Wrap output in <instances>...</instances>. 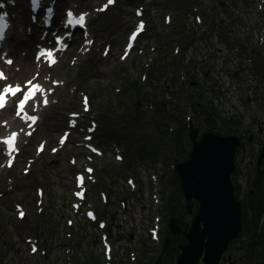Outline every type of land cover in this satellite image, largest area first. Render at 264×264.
I'll return each mask as SVG.
<instances>
[{
	"label": "rangeland",
	"instance_id": "rangeland-1",
	"mask_svg": "<svg viewBox=\"0 0 264 264\" xmlns=\"http://www.w3.org/2000/svg\"><path fill=\"white\" fill-rule=\"evenodd\" d=\"M200 1H204V0H198V2ZM219 1H223V0H219ZM224 1H226V3H229L233 6L236 5L238 7H241V3L244 2L246 4L244 5V7H246V9H249L250 7L254 6L256 0H224ZM57 4L59 5V7L78 5L79 9L87 8L90 10L93 9V7H96L98 5V3H96V0H58ZM135 5H137V3L134 1L120 0L118 6L109 8L103 14L94 13L93 14L94 16L91 18V23L93 26L95 25L96 21L99 22V24L96 25V28H95V34L97 38L102 43L108 42V41L111 42L112 40V50L115 53H120L121 46L123 44L126 32L132 26L134 22V16H133L132 9ZM223 5L224 4L221 2L220 3L217 2L215 7H213V5H211L210 7L212 10H217V12L222 11V10L227 11L226 9L227 7H224ZM176 6H183L182 11H185L188 9V5L185 4L182 0H149L147 10L150 12L147 14V16L149 18H152L153 21H159L158 22L159 27L163 29L164 33L168 34L172 32L173 29L176 30L175 31L176 33H179V31H181L182 33L183 28L187 29L188 25L190 24L189 23L190 18H187L184 13L181 14L180 12L182 11L179 12ZM16 12L17 10L14 11V13ZM165 12H170L172 14L173 20L171 21L169 25L164 24L163 19H162ZM234 12H236V10ZM110 22H111V25H110ZM14 23L15 22H13V25ZM177 25L180 26L178 29H177ZM97 28L99 29L96 30ZM240 34L242 33L240 32ZM149 36H152V35L150 34L146 35V37H149ZM114 38H117V39L114 40ZM179 42L182 44V40H179ZM185 42H186V38H185ZM193 48H194L193 44H191L190 50H192ZM208 49H212V47H208ZM222 59L223 58L221 57L218 59H214L213 62L214 64L216 62V66L212 69L211 71L212 73L206 75L204 78L205 80L203 78L200 79L204 83V89L198 90L196 88L199 86V83L196 80H188L181 87L180 92L174 91V88H172V90L171 89L168 90L167 92L169 93V96L167 97V99L171 97V99H175V102L179 103L181 93L184 92V88H187L190 92L194 93L197 96L198 94H201V97L198 96L196 100H201V98H203V100L211 98L214 100L215 105L218 106V108H220L221 111H223L222 113L224 115L232 116L235 119L238 118V115H229V114H232L234 111H236V109L234 108L235 106H239L237 107V108H240L238 109L239 111L240 110L244 111L246 109H253V112L262 111L263 113L264 108L260 107L259 103L261 102L262 98H264V96L261 97V94L264 95V92L259 91V93L261 94H258V92H254L253 90L254 88L259 89L258 84H256L255 82V85H253L254 80H251V98L253 102L251 103L249 101L250 99H248V101L242 100L243 101L242 102L241 98H239L238 87L241 85L239 81L242 80L244 76H246V73L243 72L242 76L240 77L241 79H238L237 77L240 76V73L236 72L238 76L234 74V72L236 71L234 67L236 65L232 64V68L228 69L222 65ZM95 65H96L95 68H92L91 71H86L85 84L89 87L91 91L93 90L94 87L99 86L97 84H100V83H104L105 85L112 84L114 80L112 78V75L116 71H118V70H114V66L111 64L110 59H108L106 62H95ZM203 66L211 67L203 63L202 65H199L198 68L201 69ZM29 75L30 74H28L27 76ZM207 80H208L207 84L209 86H207L206 84ZM208 88L212 90H209ZM256 98H258V100H255ZM173 102L174 101L172 100V103ZM157 107L158 106L155 105V108ZM165 110L166 111L169 110L170 112L171 106H169L168 104V107H166V104H165ZM172 110L174 111L176 115H178L176 118L177 125L179 126L182 125L181 117H183V113H184L183 109L173 108ZM149 113L153 115V117L156 115L155 110ZM156 116L158 118H161L162 119L161 121L163 120L170 121V118L168 117L167 114L161 115L160 113H158ZM156 116L154 118H156ZM153 117L151 120H153ZM200 121H201V118L198 117L197 112L194 110V114L192 117V122H193L192 125L196 127L197 136H200L198 135V129L199 128L202 129L205 127L204 123H201L200 124L201 126H198ZM153 122L154 124H156L155 121ZM148 126L149 125L147 124V122H144L141 124L140 133L142 137H138L137 141L139 142L138 144L139 146H141L142 144H145V151L151 152L156 143L152 142V138L149 136V132L147 129ZM209 126H210V128L208 127L209 129L212 128L213 131L215 130L216 126L214 124L209 123ZM232 128L234 130V126H232ZM160 130L164 133L163 128H160ZM241 137L247 140V134L245 136L241 135ZM260 137H261L260 134H258L253 139L256 140L257 142V140ZM163 138L164 140L166 139L164 134H163ZM259 144H263V142L261 141ZM161 147L165 149L167 145H163ZM138 150H139V147H138ZM181 155L182 157L179 158V162L183 161L184 158L187 157L186 154L185 155L181 154ZM237 159H238L237 161L238 164H240L239 155H237ZM137 160L138 161L135 162L133 159L131 161V166L138 168V170L141 172L142 171L141 164L142 163L146 164L148 160H146V158L145 159L137 158ZM40 167L42 168L43 165H41ZM159 167L160 166H158V168ZM237 174H239L238 169L235 172V174L232 173L231 179L233 183H234V179H236L238 176ZM260 178H261L260 184L262 186H260L258 192H259V195L263 196V199H264V173L261 174ZM68 182L69 180L66 176L57 174L54 171H52L49 180L46 182L47 190H49V192L51 193V194L50 193L47 194V198L50 195L54 199L53 203L50 204L51 206L49 208V212H52V215L51 216L50 214L47 215V217L50 216L49 218L51 219L50 224L49 223L48 224L50 227V231L52 232L51 234L49 233L51 235V243L49 244L50 246L49 255L53 259L54 264H63V261H64L62 250L65 247L66 243L64 244L65 240L63 238V220L65 217V214H67L68 212L66 208H64V205L67 204L66 203L67 195L65 193L63 184H67ZM236 183L238 184L237 180H236ZM169 188H170L169 196L170 198L174 197L173 200L175 201V203L171 207H169L168 210L174 209L176 205L177 206L176 209L177 210L180 209V211L184 213L186 219H188L189 217L186 215V213L181 210L182 208L181 199L182 198L179 192V188L178 187L177 188L169 187ZM113 190H114V186H113ZM235 190H236V186H235ZM247 192H249V189L246 190L245 196H247ZM62 196H65L66 199L64 198V200H62ZM127 196H128V202H129L127 220L123 221L121 218H118L116 212L113 210V212H111L113 215V222H112L113 224L110 226V230L112 231L113 235L116 237V246L114 248V251H116V253L120 255V257H122L124 260H126L127 248L134 247V242L136 241V239L144 238V237L147 238V236L145 235V233L147 232L146 227L144 223L141 222V219L149 215L148 214L149 212H147L148 208L146 209V205L147 203H149L147 197L140 196V193H137L136 195H127ZM176 197L178 198V202L176 201ZM251 199L254 203L252 205V209H254V212L256 214V204L258 201L257 195ZM252 201L250 200L249 203H252ZM196 208H197L196 203H193L192 213L195 212ZM168 210H166L165 208L163 212L164 222L170 216ZM240 210L242 212L241 206H240ZM3 214L4 213L0 209V225L7 224L6 222L2 221ZM262 215H264V210H263ZM107 218L108 220H110V218L108 217V214H107ZM148 220H150V218H148ZM247 220L250 221L249 219ZM247 220L242 223V226H241V229L238 235L239 237L229 243V246L227 247L224 253V256L221 258L219 264H247V263L248 264H264V253L258 255L257 259L254 261H250V257H249L250 251L254 243L256 242L254 237L257 234L264 232V228L261 223V218H260L258 227L256 228V232L252 237L250 233V224L247 228V223H248ZM32 221H34V216H32V218L29 220V223H31ZM25 225L26 224H23L21 226V229H23ZM79 225H81V222L76 220L74 222V227L77 229ZM9 226L10 225L8 224L6 228L12 231L13 228L11 226L10 228ZM161 226H162L161 238L166 237V236L169 237V233L166 236H163V232L164 234L166 232L165 224H161ZM49 227L47 228L46 224L42 223V227L40 228V231L47 232V229H49ZM83 230L84 228H81L78 231L76 230L75 231L80 232V234L82 233L85 234ZM130 233H132V238L128 239L129 238L128 235H130ZM0 236L2 237V241H3L2 247L0 249L1 263L2 264H16L18 259L22 260L23 259V248L21 247V242L18 241L16 236L13 235V233L11 235V233H4V232H1ZM90 237H91V240L89 241V243H88V237H86V239L84 240V243L79 247L80 255H82L83 252H87L89 254L90 253L97 254V251L101 250L100 244L98 242V237L97 236L94 237L93 234ZM257 242H260V243H257V247L260 248L262 244H264V236L257 238ZM180 243H184V240L182 239V242L179 241L176 244V247H175L176 250L174 249L172 251L173 253L177 251V254H179L178 252H180V248H179ZM168 246H170V243L166 244V247ZM13 261L15 263H13Z\"/></svg>",
	"mask_w": 264,
	"mask_h": 264
},
{
	"label": "water",
	"instance_id": "water-1",
	"mask_svg": "<svg viewBox=\"0 0 264 264\" xmlns=\"http://www.w3.org/2000/svg\"><path fill=\"white\" fill-rule=\"evenodd\" d=\"M193 142L189 159L176 166L183 194L191 208L190 200L199 202L189 231L182 233L189 245L182 247L179 264H198L203 255L204 264H217L230 240L240 229V206L233 196L230 174L234 169L237 137L204 133L196 140V130L191 132ZM264 157V153L262 155ZM173 233L180 230L171 221ZM190 246L193 259L190 261Z\"/></svg>",
	"mask_w": 264,
	"mask_h": 264
},
{
	"label": "trees",
	"instance_id": "trees-1",
	"mask_svg": "<svg viewBox=\"0 0 264 264\" xmlns=\"http://www.w3.org/2000/svg\"><path fill=\"white\" fill-rule=\"evenodd\" d=\"M198 107L200 108V115H201L202 119H205L207 121L211 115H214V116H216L217 119H219L221 121L222 130L218 129V130H215L214 132L222 131L223 133H226V132L231 131L230 123L231 122L233 123V120L227 118L226 116L222 117L220 115L219 109L216 107V105L213 103V101L211 99L208 100L207 102L203 101L201 104L198 103ZM210 111L212 114L209 113ZM173 139H175L177 141L178 140V134L175 135L173 137ZM257 208H258L259 214H260L264 208V204H263L261 199L259 200ZM87 257L86 258H80L79 257L80 264H92L93 261H95L94 264H98L99 260H97L96 257H94V255L89 256L91 260H88ZM116 264H128V262L125 263L121 258H119L117 260Z\"/></svg>",
	"mask_w": 264,
	"mask_h": 264
},
{
	"label": "bare ground",
	"instance_id": "bare-ground-1",
	"mask_svg": "<svg viewBox=\"0 0 264 264\" xmlns=\"http://www.w3.org/2000/svg\"><path fill=\"white\" fill-rule=\"evenodd\" d=\"M26 36H29L28 34H27V27H25V26H21V28L19 29V33H18V36H17V38L14 40V43H13V48H15V49H18V50H21V45H20V39L21 38H25ZM30 60H32V57H31V59ZM29 59L28 60H26V61H20L19 60V66H20V69H19V72H18V74L16 75V74H14V73H12L10 70H9V75H10V77H12V76H20V77H22V78H24V80L26 81V80H29V79H33V80H36V79H38V78H40V77H36V76H25V77H23V75H25V74H29L30 73V71L33 69V67H34V63L32 62V61H30ZM0 130H1V128H0ZM186 227L188 228V230L187 231H189V226L188 225H186ZM186 245H189V241L187 240V241H185V243H182V245H181V248L182 247H185ZM189 251H190V253H191V257H190V261L193 259V248L190 246V249H189Z\"/></svg>",
	"mask_w": 264,
	"mask_h": 264
},
{
	"label": "snow or ice",
	"instance_id": "snow-or-ice-1",
	"mask_svg": "<svg viewBox=\"0 0 264 264\" xmlns=\"http://www.w3.org/2000/svg\"><path fill=\"white\" fill-rule=\"evenodd\" d=\"M83 19V18H81ZM58 44H60V41H57ZM40 56H47L49 59H51L52 57V53L51 52H41ZM0 106H3V98L0 97Z\"/></svg>",
	"mask_w": 264,
	"mask_h": 264
}]
</instances>
